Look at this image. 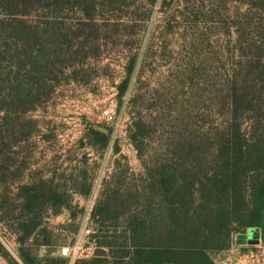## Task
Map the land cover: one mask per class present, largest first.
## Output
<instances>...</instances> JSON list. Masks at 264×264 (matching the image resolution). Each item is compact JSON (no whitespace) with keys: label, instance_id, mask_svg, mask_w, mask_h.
Segmentation results:
<instances>
[{"label":"rangeland","instance_id":"rangeland-1","mask_svg":"<svg viewBox=\"0 0 264 264\" xmlns=\"http://www.w3.org/2000/svg\"><path fill=\"white\" fill-rule=\"evenodd\" d=\"M248 9L241 0H128L106 15L100 11L101 48L89 60L91 71L64 80L51 98L19 113L11 147L5 144L2 108L0 264L22 262L17 223L23 188L30 185L41 196L35 214L42 224L22 247L36 264H74L101 249L111 256L112 249L101 246L110 241L131 245L129 221L163 209L159 188L150 180L152 168L174 162L180 138L203 127L212 131L222 120L217 95L237 60V27L247 20ZM134 57V73L120 95ZM256 114L264 130V109ZM140 115L148 124L142 152L131 138ZM100 125L110 129L106 145L91 131ZM107 204L111 220L101 226L94 213ZM251 232L234 231L228 248L212 252L215 262L264 264L261 231L259 243L237 242L238 234ZM67 245L73 256L61 254Z\"/></svg>","mask_w":264,"mask_h":264},{"label":"trees","instance_id":"trees-1","mask_svg":"<svg viewBox=\"0 0 264 264\" xmlns=\"http://www.w3.org/2000/svg\"><path fill=\"white\" fill-rule=\"evenodd\" d=\"M241 1L249 9L247 20L237 27V60L217 95L222 120L212 131L203 127L180 138L174 162L162 161L152 168L150 180L159 188L164 210L129 221L131 245L110 241L101 246L112 249L111 256L101 249L95 257L74 264H217L212 252L228 248L234 231L259 228L264 238V130L256 114L264 109V0ZM127 3L0 0V114L5 108L6 146L13 144L19 113L36 109L64 80H79L91 71L89 60L101 48L98 13L106 15ZM136 63L137 57L129 62L120 95L126 93ZM147 126L142 115L134 118L131 138L139 152ZM91 131L107 144L106 133ZM23 189L17 223L22 262L11 259L10 264H36L22 246L42 224L35 214L41 196L34 192L35 185ZM108 207L94 213L101 226L111 220ZM116 247L122 254H114Z\"/></svg>","mask_w":264,"mask_h":264},{"label":"water","instance_id":"water-1","mask_svg":"<svg viewBox=\"0 0 264 264\" xmlns=\"http://www.w3.org/2000/svg\"><path fill=\"white\" fill-rule=\"evenodd\" d=\"M98 130L104 132V133H109L110 129L108 127L105 126H97ZM260 229L259 228H252V232L250 234H238L237 235V239H238V243L240 244H246V243H259L260 242Z\"/></svg>","mask_w":264,"mask_h":264},{"label":"built area","instance_id":"built-area-1","mask_svg":"<svg viewBox=\"0 0 264 264\" xmlns=\"http://www.w3.org/2000/svg\"><path fill=\"white\" fill-rule=\"evenodd\" d=\"M112 118V116H111ZM61 254L66 257L73 256L75 254V251L71 245L63 246L61 249Z\"/></svg>","mask_w":264,"mask_h":264}]
</instances>
